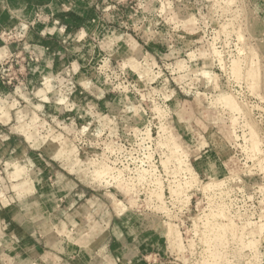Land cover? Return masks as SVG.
Returning a JSON list of instances; mask_svg holds the SVG:
<instances>
[{"label":"rangeland","instance_id":"obj_1","mask_svg":"<svg viewBox=\"0 0 264 264\" xmlns=\"http://www.w3.org/2000/svg\"><path fill=\"white\" fill-rule=\"evenodd\" d=\"M105 4L110 24L96 37L95 59L71 67L72 77L64 67L39 83L52 97L48 109L22 95L29 63L41 57L13 52L0 61L7 68L0 79L12 87L0 107L24 109L0 130V240L9 207H26L43 237L70 236L61 208L106 204L95 217L105 229L115 202L161 235L150 261L264 264V0ZM253 59L258 76L247 72ZM168 131L184 155L171 153ZM13 133L21 143L4 140ZM188 167L195 176L185 177ZM110 168L107 177L96 172ZM30 203L36 213L26 210ZM6 244L0 264H14Z\"/></svg>","mask_w":264,"mask_h":264},{"label":"crops","instance_id":"obj_2","mask_svg":"<svg viewBox=\"0 0 264 264\" xmlns=\"http://www.w3.org/2000/svg\"><path fill=\"white\" fill-rule=\"evenodd\" d=\"M107 1L0 0V61L13 52H22L26 57L29 56L28 53L41 57L39 61L29 63L28 90L22 93L23 96L32 102H41L39 105L48 109L47 104L52 102V97L47 87L42 88L44 93L39 92V83L51 80L55 74L59 75L64 67L70 72L68 76L72 77L71 67H79L81 63L86 65L96 57V37H100L110 24L109 13H106L105 8ZM8 31L19 37L8 42L4 37ZM82 72L78 71L75 76H78L79 82L84 83L87 78ZM11 90L12 87L0 79L2 102L12 96ZM7 110L6 112L3 106L0 107L1 131H7L24 109L9 107ZM15 134L6 135L4 140H10L11 145H16L19 141L21 143L22 137ZM20 176L21 170L17 169L15 177ZM38 186L36 188L42 187ZM113 204L114 213L108 209L109 218L105 229L95 217L99 215L97 212H101V206L106 204L87 203L86 208L75 204L65 206L61 208V215L66 219L62 218L65 226L61 225V229L66 227L67 232L68 227H72L74 232L69 236L63 233L61 235V231L56 236L45 235L46 237L37 230L39 223L33 212L28 215L24 213L26 207H9L4 212L0 240V244L7 243L4 250L11 253L8 256L4 253L5 257L13 260L14 264H168L165 260L149 259L151 256L158 258V247L162 245L161 235L134 224L127 209L119 212L115 202ZM60 205L63 204H58ZM36 206V203H30L26 210L30 211L32 207L36 213L39 210ZM86 209L88 214H82ZM32 228L34 230L31 231ZM21 230L24 234L18 232ZM6 236L13 239V245L7 242ZM150 252L156 254L149 256ZM117 256L122 258L121 263L117 262Z\"/></svg>","mask_w":264,"mask_h":264},{"label":"bare ground","instance_id":"obj_3","mask_svg":"<svg viewBox=\"0 0 264 264\" xmlns=\"http://www.w3.org/2000/svg\"><path fill=\"white\" fill-rule=\"evenodd\" d=\"M81 35V34H80ZM255 59V58H254ZM253 59V61L251 62V65H250V68L248 69V67L249 66H247V68L246 69H248V71L245 69V71H247V72H250V73H253V76H258V74H259V71H260V66H259V63H258V61H255ZM237 61H235V65H237ZM238 70H239V68H238ZM202 73H203V75L205 76V77H207V80L209 79V78H212L213 79V77H211L210 75H212L210 72H207V71H205V70H203L202 71ZM162 74V73H161ZM210 80V79H209ZM47 81V80H46ZM49 81H47V82H45V84L46 83H48ZM42 92V91H41ZM223 95V94H222ZM121 97V96H120ZM172 129V128H171ZM163 130H166V129H163ZM166 133V132H165ZM168 133H170L169 134V138H168V140H167V142L165 141V143H168V145H169V147H170V149H171V153H173L174 155L176 154V155H181V153H183L182 155H184V150H183V148L181 147V145L179 144V142L177 141V138H175V136L172 134L173 132H170V131H168ZM177 133V132H176ZM168 135V134H167ZM166 135V136H167ZM166 139V138H165ZM185 142V141H184ZM186 143V142H185ZM163 145V144H162ZM169 149V150H170ZM192 150V149H191ZM170 152V151H169ZM173 154H171V155H173ZM170 157V156H169ZM185 157V156H184ZM177 158V157H176ZM178 159L180 160V162H181V156H179L178 157ZM111 169V168H110ZM155 169V168H154ZM151 170V169H150ZM156 170V169H155ZM188 170H189V173L188 172H186L187 174H186V178H191L193 175L195 176L196 174H194L195 172L192 170V168L191 167H188ZM187 170V171H188ZM111 171H112V169L110 170V171H106V172H102V171H100V169H96V172L97 173H101V176H108L110 173H111ZM120 171V170H119ZM146 171H148V170H146ZM152 172V171H151ZM113 173V172H112ZM154 173H156V172H154ZM114 174V173H113ZM192 175V176H191ZM106 176V177H107ZM113 176V175H112ZM118 176V175H117ZM110 177H111V175H110ZM120 177V176H119ZM113 179H114V177H113ZM130 180V179H129ZM158 180V179H157ZM142 181V180H141ZM137 182V181H136ZM189 183L191 182V181H188ZM217 183H218V181H216ZM221 182V181H220ZM219 182V183H220ZM144 183V182H143ZM159 183V182H158ZM160 184V183H159ZM172 185V184H171ZM171 185H170V187H171ZM175 185V184H174ZM213 185H215V181H214V179H212V181H210V182H207V183H205V185L203 186L204 188H207V189H209L210 187H212ZM130 186V185H129ZM176 186V185H175ZM162 187H164V186H162ZM160 188V187H159ZM162 189V188H161ZM172 189V188H171ZM174 189V188H173ZM175 191V189L173 190V192ZM180 191V190H179ZM172 192V193H173ZM180 193V192H179ZM178 193V194H179ZM158 194V193H157ZM163 195V194H162ZM162 195L160 196L159 194H158V196H159V198L160 197H162ZM157 196V197H158ZM189 199V198H188ZM162 201V200H161ZM119 202V201H118ZM118 205V204H117ZM119 205H120V203H119ZM118 211H120V210H118ZM252 232V231H251Z\"/></svg>","mask_w":264,"mask_h":264},{"label":"built area","instance_id":"obj_4","mask_svg":"<svg viewBox=\"0 0 264 264\" xmlns=\"http://www.w3.org/2000/svg\"><path fill=\"white\" fill-rule=\"evenodd\" d=\"M6 33L9 34V33H12V32L11 31H8V32H5V34ZM1 65H2V69H0V71L2 70V77L5 78L4 74H5L6 70H7V68H6V65L4 63H1Z\"/></svg>","mask_w":264,"mask_h":264}]
</instances>
